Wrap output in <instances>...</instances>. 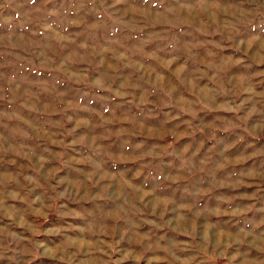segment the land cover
<instances>
[{
  "label": "rangeland",
  "instance_id": "1",
  "mask_svg": "<svg viewBox=\"0 0 264 264\" xmlns=\"http://www.w3.org/2000/svg\"><path fill=\"white\" fill-rule=\"evenodd\" d=\"M0 264H264V0H0Z\"/></svg>",
  "mask_w": 264,
  "mask_h": 264
}]
</instances>
